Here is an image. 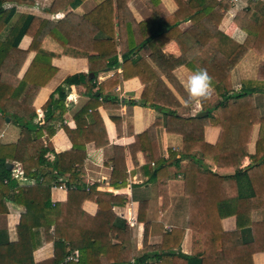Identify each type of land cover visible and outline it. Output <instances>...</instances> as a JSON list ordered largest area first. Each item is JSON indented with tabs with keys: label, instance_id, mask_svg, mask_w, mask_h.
I'll return each instance as SVG.
<instances>
[{
	"label": "trees",
	"instance_id": "obj_1",
	"mask_svg": "<svg viewBox=\"0 0 264 264\" xmlns=\"http://www.w3.org/2000/svg\"><path fill=\"white\" fill-rule=\"evenodd\" d=\"M83 1L75 0L73 7ZM131 1L117 0V19L114 0H103L84 15L106 36L94 39L92 49L96 50L97 55H87L89 72L97 75L103 70L121 67L123 81L138 78L144 87L142 106L162 111L164 119H158L147 131L138 135L133 144L134 148L142 145L141 152L145 154L148 164H164L163 160L155 156L156 131L161 127H165L167 133L183 137L182 155H191L195 151L201 154V158L194 156L187 166L176 165V173L183 177L184 195L188 199L187 228L192 232L191 255L174 251L180 250L185 229L173 228L163 235L159 245L154 246L148 244L145 230L143 248L146 256L141 257L137 264H254L253 256L264 252V237L258 236L264 235V117H259L258 111L253 108L252 95L264 88V67L260 68L255 82H244L242 94L235 95V100L229 97V91L231 73L246 54H264V3H251V6L236 14L234 22L246 34L245 42L238 44L218 30L225 14L233 7L228 0L221 3L214 0H174L178 11L170 16L158 10L160 0H142L152 11V16L141 23L135 21L128 8ZM61 3L63 0H55L51 11L58 12ZM2 4L0 2V37L13 15L3 9ZM184 21L191 22L190 28L184 33L178 32L174 39L188 59L186 66L191 72L206 69L211 77L210 88L223 100L211 106L206 102L207 96L200 98L203 111L208 112L202 118L180 117L177 110L181 103L163 79L187 99V94L173 75V64L162 51L166 42L171 40L173 31L177 30L178 23ZM47 23L22 16L10 28L8 35L3 40L0 38V130L5 123L4 114L13 117V122L21 128V137L16 144L0 145V214L8 212L7 209H1V205L10 191L16 192L14 202L25 208L18 227L20 239L17 244L1 250L0 264H35L33 253L44 243L50 242L54 244V257L39 264H60L72 254L67 252L68 249L79 250L80 257L78 262L67 264H91L90 259L98 262L97 253L109 249L111 242L103 241V237H84L73 221H124L109 216L117 200L111 198L107 203L102 198L105 195H99L94 189L86 191L78 184L79 175L83 173L81 166L87 157V145L94 142L96 147L101 148L109 143L98 111L107 104L99 102V99L109 90L108 84L113 88L119 85V75L100 84L99 96L93 93L97 88L95 78L90 79L86 73L67 77L42 107L44 124L40 126L35 123L38 115L33 103L40 90L57 72L51 65L48 53L39 48ZM105 27H110V30H105ZM50 35L56 41L62 40L65 47L71 44V41L62 38L58 28H54ZM25 36L32 37L33 41L27 51H22L19 45ZM222 37L229 44H222ZM145 48L150 50L148 58L139 56L137 51ZM30 52H36V56L24 77L18 79ZM45 60L49 61L48 69L44 66ZM248 85L256 88H248ZM71 86H82L84 91L81 93L90 94L91 101L75 115L77 120L88 117L87 129L78 127L72 130L63 123L67 90ZM113 120L120 123L119 118ZM59 124L70 139L72 149L56 154L55 160L51 162L45 158L49 150L43 138L46 135L51 139ZM255 125H259L260 130L256 152L250 155L248 145ZM209 126L220 130L215 145L204 142V130ZM124 155L125 148L115 147L111 178L115 188L127 184L123 173ZM245 158L251 161L247 167H243ZM8 161L20 164L23 175L34 180L35 184L18 185L6 166ZM65 175H69L67 181L63 178ZM59 186L68 190V199L65 203L53 204L51 191ZM95 196L100 198L96 199ZM95 199L99 209L97 215L91 217L82 211V206L85 201ZM253 212L263 213L261 223L252 222ZM144 213L140 206L138 221H143ZM231 217L236 218L237 230L242 236L240 246H233L231 235L222 228V221ZM41 228L45 233L44 240L41 238ZM52 228L54 234L50 237L48 234ZM126 230L117 228L113 231L118 233L120 245L110 248L116 253L129 254L130 260L131 244L123 238L127 234ZM78 240L81 241L76 242ZM25 247L31 255L30 260L25 255ZM6 251L8 253L3 257ZM108 260L113 262L110 258Z\"/></svg>",
	"mask_w": 264,
	"mask_h": 264
},
{
	"label": "crops",
	"instance_id": "obj_2",
	"mask_svg": "<svg viewBox=\"0 0 264 264\" xmlns=\"http://www.w3.org/2000/svg\"><path fill=\"white\" fill-rule=\"evenodd\" d=\"M55 0H0L3 2V9L9 13H13L12 19L3 32L2 40L8 35L10 28L19 20L20 17H34L43 22H48L41 36L39 48L44 49L50 57L51 65L56 68V75L52 80L40 90L33 107L36 109L38 117L35 123L40 126L44 124V113L42 107L47 103L50 96L56 89L63 84L69 76L86 73L89 78H95L94 84L97 88L93 91L96 96L100 84L112 79L116 74L119 75L120 83L115 88L108 84L109 90L99 99V102L106 103L101 106L98 111L103 120L109 143L101 148L96 147L94 142L87 145V157L83 162V173L79 175L78 184L88 191L94 189L99 195H105V200L109 203L110 199L117 200L111 208L109 216H115L119 220L124 221H73V225L83 233L84 237L92 238L103 237V241L111 242L110 247L120 245L117 238L118 233L113 231L117 228L127 229V234L123 235L126 241L131 244L132 256L128 260L129 254L116 253L111 251L112 248L105 249L101 253H97L98 262L93 259L89 261L91 264H137L138 260L146 256V250L143 248L144 233L147 230L148 244L159 245L162 242L164 234L171 232L173 228L185 229V235L182 240L180 250L185 255L192 253V232L188 227V199L184 195V180L181 175L176 173V165L187 166L194 156L201 158V154L197 151L191 155H182L184 140L181 135L167 133L165 127L158 128L156 131V151L157 159L163 160L164 164L155 165L154 162L148 164V160L141 147L134 148L136 137L147 131L158 119H164L162 111L142 106V93L144 87L138 78L123 81L122 68L103 70L97 75L89 72V60L87 55L96 56V50L93 48L95 38H106L99 27L84 18V15L90 13L103 0H84L77 7H73L75 0H63L59 5L58 12L51 11ZM188 1V0H184ZM221 3L223 0H214ZM263 2L264 0H243L237 5H233L225 14L218 30L230 38L232 41L243 44L246 40V34L241 31L234 22L236 14L243 8L251 6V3ZM67 3V4H66ZM66 4V5H65ZM115 18L117 19V0H114ZM131 14L137 23L146 22L152 16V11L144 4L142 0H132L128 6ZM158 10L164 15H172L178 11V6L174 0H160ZM191 26L190 21L178 23L177 30L171 35L162 51L168 60L174 66L173 75L178 85L184 88L187 93V99L178 94L164 77L169 89L176 96L181 106L177 113L183 118H193L199 113H204L200 98L189 97L186 88V81L191 71L187 68L188 59L183 54L178 42L174 39L179 33H184ZM54 28H58L62 38L71 41V44L65 47L62 40L53 38L50 33ZM105 30H110V27ZM222 44L228 43L222 37ZM32 37L25 36L20 42L19 49L27 51L32 44ZM229 44V43H228ZM139 56L148 58L150 54L149 48L137 50ZM36 52H30L22 69L18 74V79H22L31 65ZM119 62H122L121 57ZM49 61L45 60L44 66L48 69ZM264 67V55L259 56L254 52H249L238 66L232 71L233 90H236L229 97L235 100V95L242 94L244 82H255L258 78L260 68ZM264 82V81H263ZM243 88L240 90L238 86ZM248 88H256L254 85H248ZM264 88L253 93V108L264 117ZM82 86H71L68 88V97L65 101L66 113L64 116V125L72 130L78 127L87 129L89 124L88 117L75 118V115L84 108L90 101V94H83ZM207 104L213 106L218 101H223L213 89H209L207 95ZM191 100V102L189 101ZM135 102V105L128 104ZM218 102V103H219ZM208 113V112H207ZM5 120L0 130V145L16 144L21 137V128L13 122V117L8 114L2 115ZM113 118H119L120 123H115ZM9 119V122L6 121ZM260 126L255 125L252 130V136L248 145V152L254 155L256 152V142L258 139ZM220 130L215 127H206L204 130V142L208 145H215L218 141ZM45 146L49 152L45 156L48 161L53 162L56 154L68 152L72 149V143L62 125H58L56 134L50 139L46 135L43 138ZM133 146V147H132ZM115 147L125 148L123 173L127 184L121 188H115L111 184L113 173L112 159L115 156ZM208 164L211 162L207 161ZM7 164L12 165L11 172L15 170L19 174L12 179L20 186H31L35 181L26 178L23 175L20 164L8 161ZM6 164V166H7ZM251 164L249 158L243 161V167ZM163 166L167 171L164 172ZM159 169V170H158ZM216 168L213 169L215 171ZM161 172L159 173V171ZM163 171V172H162ZM159 173L157 175L156 173ZM66 181L69 175L63 177ZM166 183V185H165ZM76 185V184H75ZM16 192L10 191L9 195L4 197L1 209H7L6 214H0V256L1 250H5L8 245L18 243L20 237L18 227L21 217L25 213L23 205L14 202ZM96 199L100 198L95 196ZM51 199L53 204L65 203L68 199V190L61 188H52ZM95 200L85 201L82 211L88 216L94 217L98 213V202ZM124 203V204H122ZM140 206L145 211L143 221H138ZM108 208V207H107ZM262 212H253L252 222L259 224L262 221ZM222 228L228 232L232 238L233 246L242 244V236L237 230V220L235 217L226 218L222 221ZM41 238L45 239L43 228L40 230ZM54 229L49 232V236H53ZM103 234L102 236H100ZM262 235V234H261ZM258 235L259 238L263 236ZM76 239V238H75ZM78 240L76 242H79ZM94 240H92L93 242ZM25 255L27 259H31L30 253H27L25 247ZM79 250H70L73 253ZM6 253L3 257H6ZM12 254V253H9ZM14 254V252H13ZM54 244L44 243L38 250L33 253L35 264L48 261L54 257ZM28 255V256H27ZM95 256V257H96ZM110 258L113 262L108 260ZM129 263H124V262ZM61 262L60 264H67ZM254 264H264V252L257 253L253 256Z\"/></svg>",
	"mask_w": 264,
	"mask_h": 264
},
{
	"label": "clouds",
	"instance_id": "obj_3",
	"mask_svg": "<svg viewBox=\"0 0 264 264\" xmlns=\"http://www.w3.org/2000/svg\"><path fill=\"white\" fill-rule=\"evenodd\" d=\"M211 84V77L206 69L201 68L194 70L186 81L187 92L189 97L205 98Z\"/></svg>",
	"mask_w": 264,
	"mask_h": 264
},
{
	"label": "built area",
	"instance_id": "obj_4",
	"mask_svg": "<svg viewBox=\"0 0 264 264\" xmlns=\"http://www.w3.org/2000/svg\"><path fill=\"white\" fill-rule=\"evenodd\" d=\"M230 4L237 5L238 3L242 2L243 0H228ZM256 1V0H254ZM21 173L15 172V170H12V176L17 177ZM56 188L66 189L64 186H59ZM79 261V254L78 252H73L72 254L68 255L65 258V262H78Z\"/></svg>",
	"mask_w": 264,
	"mask_h": 264
},
{
	"label": "rangeland",
	"instance_id": "obj_5",
	"mask_svg": "<svg viewBox=\"0 0 264 264\" xmlns=\"http://www.w3.org/2000/svg\"><path fill=\"white\" fill-rule=\"evenodd\" d=\"M247 54H248V53H247ZM247 54H246V55H247ZM263 55H264V54H263ZM263 55H262V56H263ZM230 81H231V90L229 91V94L232 95V93H234V92L236 91V90H233L234 88H233V81H232V73H231V79H230ZM238 88H239L240 90H242L243 87H242L241 85H239ZM182 89L184 90L183 87H182ZM209 89H212V88H209ZM213 90H214V89H213ZM184 91H185V90H184ZM185 93H186V92H185ZM186 94H187V93H186ZM207 97H208V96H207ZM218 102H219V101H218ZM218 102H217V103H218ZM217 103H216V104H217ZM216 104H213V105H216ZM258 116H259V117H262V115H261L260 113H258Z\"/></svg>",
	"mask_w": 264,
	"mask_h": 264
},
{
	"label": "water",
	"instance_id": "obj_6",
	"mask_svg": "<svg viewBox=\"0 0 264 264\" xmlns=\"http://www.w3.org/2000/svg\"><path fill=\"white\" fill-rule=\"evenodd\" d=\"M207 112H204V113H199L198 114V116L197 117H200V118H202V117H205V116H207ZM6 121L7 122H9V119H6ZM7 167H9L10 169L12 168V165H10V164H7Z\"/></svg>",
	"mask_w": 264,
	"mask_h": 264
}]
</instances>
